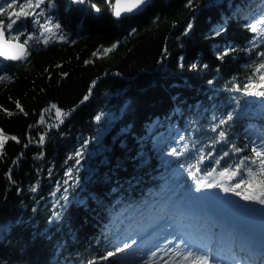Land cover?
Masks as SVG:
<instances>
[{
	"label": "trees",
	"instance_id": "obj_1",
	"mask_svg": "<svg viewBox=\"0 0 264 264\" xmlns=\"http://www.w3.org/2000/svg\"><path fill=\"white\" fill-rule=\"evenodd\" d=\"M112 2L44 0L6 31L27 51L15 62L0 57V76L10 77L0 82V129L19 140L0 155V264H127L128 249L101 258L125 244L143 212L173 194L192 201L197 182L225 168L240 167L229 187L258 168L264 97L245 86L259 83L253 73L264 62V36L249 28L264 0H152L120 19ZM44 19L60 25L47 44L37 39ZM79 157L87 171L76 169ZM65 186L68 202L57 194Z\"/></svg>",
	"mask_w": 264,
	"mask_h": 264
},
{
	"label": "rangeland",
	"instance_id": "obj_2",
	"mask_svg": "<svg viewBox=\"0 0 264 264\" xmlns=\"http://www.w3.org/2000/svg\"><path fill=\"white\" fill-rule=\"evenodd\" d=\"M44 21H46L45 25H50L48 20L44 19ZM48 34L49 32L45 31L41 25L37 39L43 42L48 38ZM105 132L106 130L101 131L97 142L94 144L95 147L91 149V155L97 151L100 152L103 146L101 136ZM262 142H264V139L259 142L260 146ZM80 159L82 158L79 157L77 160L76 169L80 170L84 168L87 171L88 163H85L86 165L82 164ZM185 173L189 172L185 171ZM180 174L181 169L177 168V170H174V179L179 180L178 175ZM70 180V185L74 187L80 181L77 175H73ZM212 182L220 186L200 188V195L197 191L190 198L192 200L190 202H188L189 198L185 199L173 194L167 198L168 200L162 204L161 208H156L149 214L146 211L145 217L135 223L134 228L138 229L139 227V229L132 236L128 234L133 231L132 226L127 228L126 231L128 233L126 235H129V240L126 243H131L135 240V244L128 249L129 254L125 262L127 264H145V262H148V264H164V261L169 260L173 255L172 250L175 249V245L177 244H180L181 248L185 246L191 247L194 251L200 249L210 250L214 258V264H219L215 259L218 252L244 256L245 251L243 250L240 253H235V251H229V248L227 251L222 252L223 247L231 246V249L235 248V246L247 248L248 250H252L253 253H255L254 250H260V248L263 251L264 205L254 200L245 201L242 196H237L234 192H225L223 190L224 187H229L230 184L227 176L222 177L220 173H214L209 180V183ZM69 189V186L62 188L57 193L58 198L63 199L64 202H68L74 198L73 196L71 197ZM236 191H241V189H237ZM58 198H54V201H60ZM208 219H210V222H207ZM211 227L217 229L214 238H211L213 232ZM6 229V225L0 224V236ZM211 239H216L217 244L215 247H208V241ZM181 241H183L182 244ZM153 251L157 252V256L150 260V253ZM245 257L242 259L245 260ZM260 258L262 260L254 258L253 262L264 264V254ZM242 259L233 260L231 263L237 264L238 262V264H242V262L244 263Z\"/></svg>",
	"mask_w": 264,
	"mask_h": 264
},
{
	"label": "snow or ice",
	"instance_id": "obj_3",
	"mask_svg": "<svg viewBox=\"0 0 264 264\" xmlns=\"http://www.w3.org/2000/svg\"><path fill=\"white\" fill-rule=\"evenodd\" d=\"M18 0H11L10 3H7L6 6L0 7V15H3L7 12L8 9H11L16 5ZM76 2H82V0H76ZM44 3V0H35V3L33 4V0H26V3L20 4L19 8L20 11L13 12L8 14V20L9 22L5 25L4 21L0 20V56H5L6 58L10 60H20L24 58V44H15L12 45V40H18L19 37H11L10 39H5V31H10L13 28V25L16 24V21L20 19L22 16L26 17L30 13L25 11L26 8H39L41 4ZM146 0H116L115 4L113 5L114 14L116 16H120L121 12H132L134 9H138L141 5L145 4ZM99 9H97L98 11ZM33 15H37L36 13H32ZM15 16V19L12 18V16ZM45 31L51 32L52 27H55L59 29L60 25H52L49 27V25H42ZM189 28H191V25H189ZM250 30L253 33H259L261 36H264V16H260L255 19L253 23L249 25ZM31 39V37H29ZM60 39L63 41L64 37L61 36ZM45 44L48 43V40L45 39L43 41ZM27 41H25V44ZM5 45H8L10 47H15L19 49L20 51L18 53L9 54L6 49ZM117 47L116 44H113L110 48L103 49V53L106 55L110 52H112ZM93 55H97V53H93ZM224 55H227V53H224ZM261 57H264V52L259 53ZM90 61H86V63H89ZM193 68L196 67V65H192ZM258 75L259 83L256 82V80H253L250 78L249 84L245 86V92L248 95L251 96H260L264 97V91L260 89H264V62L259 63L255 66L253 75ZM10 77L8 76H0V82L9 80ZM87 99V97H85ZM17 109H19L20 112H23V107L19 104V102L16 103ZM55 107V105H53ZM5 113L7 115H12L11 112H9L7 109H4ZM57 112H59V109H57ZM26 114V113H25ZM97 120L100 119L99 116L96 117ZM228 119L231 120L232 116L231 114L228 115ZM41 122H43V116H41ZM225 121H221V123H224ZM215 130V129H213ZM221 137H223V133H220ZM44 137L41 136L40 140L43 142ZM181 140L183 137L180 138ZM8 140L15 141L19 143V140L16 136H9L6 135L3 131V129H0V155L3 154L5 143ZM236 152L241 151L239 148H234ZM252 152L254 154L255 159L246 157L245 159H252L253 164H257L258 161V168L256 171H253L252 168L247 169V176L248 179H239L235 184L231 185V187H224L225 192H234L237 196H242V198L245 201H257L259 204L264 205V142H262V145L257 148H252ZM176 148H173L169 155H178ZM79 155V153H77ZM227 155V153H225ZM219 163V161H217ZM243 164V161H241V165ZM71 174L70 172L68 173ZM209 176L212 175V173H208ZM220 176H227L229 180L236 179L238 176H240V167H236L233 170H230L228 168H225L221 173ZM9 179H11V176L9 175ZM199 187L197 188V191L200 190V188L203 187H214V186H220L216 184L215 182L209 183L206 180H200L198 181ZM243 186V195L242 191H236L237 189H241ZM33 191L36 189L33 188ZM249 190H252L250 193ZM258 193V194H253ZM66 199V197H65ZM171 243V241H169ZM183 241H181V244ZM135 244V240H133L131 243H125L121 247L115 248L114 251H109L105 256H103L101 259L108 260L110 257L117 256L120 253L125 252L127 249H130L132 245ZM173 255L170 257L169 260H165L164 264H214V258L211 254L210 250L200 249L197 251H194L191 247L185 246L184 248H181L180 244L175 245V249L172 250ZM157 256V252L153 251L150 253L149 259ZM163 259V257H161ZM89 264H93V262H89ZM145 264H148V262H145ZM238 264V262H237Z\"/></svg>",
	"mask_w": 264,
	"mask_h": 264
},
{
	"label": "water",
	"instance_id": "obj_4",
	"mask_svg": "<svg viewBox=\"0 0 264 264\" xmlns=\"http://www.w3.org/2000/svg\"><path fill=\"white\" fill-rule=\"evenodd\" d=\"M152 0H146V3L141 5L138 9H134L132 12H121V15L120 16H116L114 14V10H113V5L115 4L116 0H113L112 2V9H111V14H112V17L114 19H120L122 17H125V16H131V15H135L137 13H139L140 11H142L145 7H147L150 3H151ZM5 39H9L7 37V34H6V31H5ZM15 44H24V55L27 51V45L23 42H21L19 39L18 40H15L13 39L12 40V45H15ZM5 49L6 51L9 53V54H14V53H18L20 50L15 48V47H10L8 45H5ZM2 59H5V60H8V61H12V62H15V61H19V60H10L8 58H6L5 56H0Z\"/></svg>",
	"mask_w": 264,
	"mask_h": 264
}]
</instances>
